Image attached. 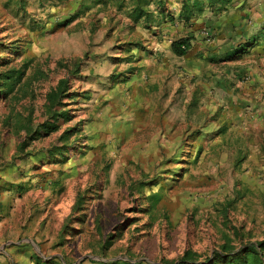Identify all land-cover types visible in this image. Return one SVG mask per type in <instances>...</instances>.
Here are the masks:
<instances>
[{"label":"rangeland","instance_id":"1","mask_svg":"<svg viewBox=\"0 0 264 264\" xmlns=\"http://www.w3.org/2000/svg\"><path fill=\"white\" fill-rule=\"evenodd\" d=\"M105 1L0 0V82L23 71L0 94V264H178L263 239L264 0H190L188 20L170 0L173 18L134 29L129 0ZM80 61L73 120L30 138Z\"/></svg>","mask_w":264,"mask_h":264},{"label":"trees","instance_id":"2","mask_svg":"<svg viewBox=\"0 0 264 264\" xmlns=\"http://www.w3.org/2000/svg\"><path fill=\"white\" fill-rule=\"evenodd\" d=\"M100 3H105V0H97ZM212 1V0H210ZM223 1V0H222ZM127 2V0L120 1V7ZM190 0H184L183 7L181 10V17L185 20L191 19L194 16V11L192 10V5H190ZM170 0H129V8L126 13V17L129 18L132 24L129 26L130 29H134V27L138 25H142L146 28H152L155 25H160L162 22L169 19V16L173 18L172 14H169L166 11V4H169ZM197 3V0H196ZM156 5V8L152 6ZM194 6V5H193ZM125 44V45H124ZM138 43L136 42H129L123 43L121 46H118L120 52H123L127 55L125 57L129 61L135 56V54L131 53L134 46H137ZM133 46V47H132ZM192 38L190 36L180 37L175 39L171 43V49L177 56H184L188 54V52L192 48ZM113 60H116L118 57H110ZM121 58V57H119ZM124 58V57H122ZM85 61H80L77 63L76 67L70 73V76L67 78H62L59 80V83L56 88H54L48 98L49 102V115L48 117L38 123L34 128H32L28 135L32 139H38L45 135H49L53 132L60 130L61 126L65 123L70 122L73 120L74 115L71 113L69 108H65L66 96L68 93H65L67 90V85L71 78H78L80 76V72L83 71V67L85 66ZM133 68V67H132ZM132 71H128L127 73H117L111 74L110 79L126 81L128 74ZM23 71L11 69L7 73H5L2 77V81L0 82V94L13 93L16 90L17 82L22 77ZM71 94V93H70ZM75 96L76 94L73 93ZM94 91L88 90L84 94V99L90 100L95 97ZM68 133V130L65 131ZM65 134V135H66ZM68 139L67 137L65 138ZM60 150V149H59ZM58 149L52 151L51 154H56ZM12 185L16 186L17 188L23 187L22 183H12ZM82 196L77 198L76 206L77 209L81 208L82 204ZM150 199L154 201L156 204L159 199L160 195L156 194L151 196ZM114 235H110L107 239L102 243L103 251L108 250L113 246L114 243ZM106 243V246H105ZM195 253L187 252L179 261L178 264H264V238L247 243L242 249L236 250V247L231 245L230 243H226V245H222L220 250L214 252L213 257H208L202 261H195L193 259ZM92 264H155V263H141V262H130L127 260L122 261H100V260H92ZM164 264V263H162ZM167 264V263H166Z\"/></svg>","mask_w":264,"mask_h":264},{"label":"crops","instance_id":"3","mask_svg":"<svg viewBox=\"0 0 264 264\" xmlns=\"http://www.w3.org/2000/svg\"><path fill=\"white\" fill-rule=\"evenodd\" d=\"M195 1H196V0H194L193 2H195ZM178 4H179V3L175 2V3H173V5H172V7L175 8V9H174L175 12H176L175 15H178V14L181 13V6L178 5Z\"/></svg>","mask_w":264,"mask_h":264}]
</instances>
